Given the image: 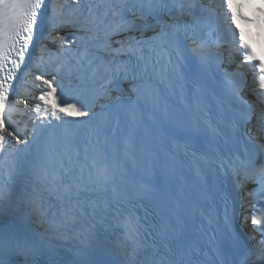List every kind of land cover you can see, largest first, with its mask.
Returning a JSON list of instances; mask_svg holds the SVG:
<instances>
[{"label": "snow or ice", "instance_id": "1", "mask_svg": "<svg viewBox=\"0 0 264 264\" xmlns=\"http://www.w3.org/2000/svg\"><path fill=\"white\" fill-rule=\"evenodd\" d=\"M235 2L0 0V215L25 208L0 264H229L236 197L264 237V60Z\"/></svg>", "mask_w": 264, "mask_h": 264}, {"label": "water", "instance_id": "2", "mask_svg": "<svg viewBox=\"0 0 264 264\" xmlns=\"http://www.w3.org/2000/svg\"><path fill=\"white\" fill-rule=\"evenodd\" d=\"M246 3V2H245Z\"/></svg>", "mask_w": 264, "mask_h": 264}]
</instances>
